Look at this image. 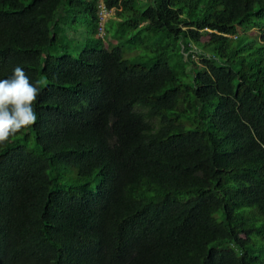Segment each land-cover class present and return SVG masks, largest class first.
Masks as SVG:
<instances>
[{
	"label": "trees",
	"instance_id": "1",
	"mask_svg": "<svg viewBox=\"0 0 264 264\" xmlns=\"http://www.w3.org/2000/svg\"><path fill=\"white\" fill-rule=\"evenodd\" d=\"M64 1L0 0V79L41 81L0 144V264H264V0H103L117 42L78 56L63 17L97 33L101 0Z\"/></svg>",
	"mask_w": 264,
	"mask_h": 264
},
{
	"label": "clouds",
	"instance_id": "2",
	"mask_svg": "<svg viewBox=\"0 0 264 264\" xmlns=\"http://www.w3.org/2000/svg\"><path fill=\"white\" fill-rule=\"evenodd\" d=\"M30 81L29 76L20 66L6 79H0V144L22 129L37 121L34 103L40 92L39 85Z\"/></svg>",
	"mask_w": 264,
	"mask_h": 264
},
{
	"label": "rangeland",
	"instance_id": "3",
	"mask_svg": "<svg viewBox=\"0 0 264 264\" xmlns=\"http://www.w3.org/2000/svg\"><path fill=\"white\" fill-rule=\"evenodd\" d=\"M64 2L66 5L69 4L67 3L66 0ZM102 9L104 10L103 5H102ZM102 9L99 10V13L102 11ZM103 12H104L103 21L104 23L106 22L105 24L106 26L104 28L105 31L100 32L98 29L97 33L93 29V20L90 15L84 13H77L76 15L72 13L66 14L63 17L62 29L59 35L61 38V41L58 42L60 44V48L64 49L63 46H66L68 44L71 48L70 50L73 53V55L78 56V52L84 49L85 43L89 38L96 39L97 36L103 37L104 35V40H105L104 43L106 46H109L110 41H112L113 43L117 42V40H115L111 36V30L114 29L110 28L111 26L110 21L112 19L116 20V26L119 28L123 26V22L116 16L115 9H111L107 11L104 10ZM238 29L240 33H243L245 31L241 26H239ZM252 32H254L255 36L259 35V30L257 28H253L249 33L253 35ZM194 48L197 49L196 46ZM198 51L200 50L198 49ZM137 52L138 51H136L135 49L128 50L127 55H134ZM196 58H198V56H196ZM32 137L34 141V133L32 134ZM97 182H98V177L95 175L91 180L90 184L87 186V189L88 190L96 189Z\"/></svg>",
	"mask_w": 264,
	"mask_h": 264
},
{
	"label": "built area",
	"instance_id": "4",
	"mask_svg": "<svg viewBox=\"0 0 264 264\" xmlns=\"http://www.w3.org/2000/svg\"><path fill=\"white\" fill-rule=\"evenodd\" d=\"M102 5H103V8H104L105 11H107V10H111V9H107V8H106V5H105V3L103 2V0H101V3H100V9H102ZM104 10L102 9V11L99 13V15H100V26H99V30H100V32L105 31L104 28H105V24H106V22L104 23V21H103V14H104L103 11H104Z\"/></svg>",
	"mask_w": 264,
	"mask_h": 264
}]
</instances>
